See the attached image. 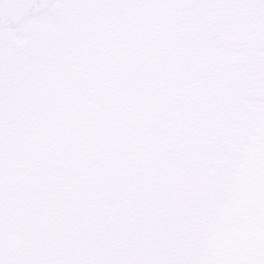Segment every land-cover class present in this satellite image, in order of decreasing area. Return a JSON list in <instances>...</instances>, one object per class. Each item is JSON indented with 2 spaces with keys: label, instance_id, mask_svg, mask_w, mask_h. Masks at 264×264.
I'll return each mask as SVG.
<instances>
[{
  "label": "snow or ice",
  "instance_id": "obj_1",
  "mask_svg": "<svg viewBox=\"0 0 264 264\" xmlns=\"http://www.w3.org/2000/svg\"><path fill=\"white\" fill-rule=\"evenodd\" d=\"M0 264H264V0H0Z\"/></svg>",
  "mask_w": 264,
  "mask_h": 264
}]
</instances>
